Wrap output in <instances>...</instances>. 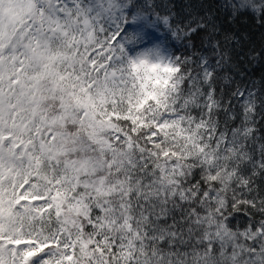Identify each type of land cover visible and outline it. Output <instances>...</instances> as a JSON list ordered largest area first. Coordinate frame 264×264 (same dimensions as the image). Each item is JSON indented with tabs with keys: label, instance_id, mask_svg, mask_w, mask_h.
Returning a JSON list of instances; mask_svg holds the SVG:
<instances>
[{
	"label": "snow or ice",
	"instance_id": "1",
	"mask_svg": "<svg viewBox=\"0 0 264 264\" xmlns=\"http://www.w3.org/2000/svg\"><path fill=\"white\" fill-rule=\"evenodd\" d=\"M157 7L0 0V264H264L255 96L221 129L215 69L168 46L196 28Z\"/></svg>",
	"mask_w": 264,
	"mask_h": 264
},
{
	"label": "trees",
	"instance_id": "2",
	"mask_svg": "<svg viewBox=\"0 0 264 264\" xmlns=\"http://www.w3.org/2000/svg\"><path fill=\"white\" fill-rule=\"evenodd\" d=\"M157 12L172 14L181 27L196 28L183 40L169 38L168 46L193 61L206 58L215 69L216 97L224 111L218 113L221 129L237 127L243 120L242 100L234 99L237 88L254 94L257 108L254 120L256 139L249 142L257 159L264 144V11L241 7L244 0H152ZM259 4L260 0H254ZM203 25V27H198ZM163 38L165 31L155 33ZM191 67L195 68L193 63ZM247 94V93H246ZM230 102V103H229ZM235 117V119H232ZM260 183L257 178V184ZM243 198V197H242ZM253 210L229 217L233 229L244 227ZM259 218V217H257Z\"/></svg>",
	"mask_w": 264,
	"mask_h": 264
}]
</instances>
